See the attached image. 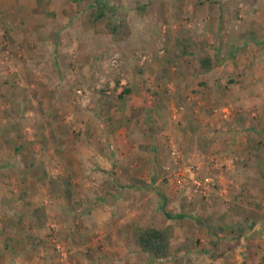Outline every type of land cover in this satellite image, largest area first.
Here are the masks:
<instances>
[{
    "label": "crops",
    "instance_id": "0c3cea01",
    "mask_svg": "<svg viewBox=\"0 0 264 264\" xmlns=\"http://www.w3.org/2000/svg\"><path fill=\"white\" fill-rule=\"evenodd\" d=\"M247 15L243 13L244 19L255 24V29L245 24L234 26L232 34L236 38L232 42L221 41L215 37L216 33H211L216 39L215 43L209 39L211 46L207 51L215 63L211 72L198 70L203 75L200 79L195 74L193 77L194 69L199 68L196 60L190 67L181 66L180 73L171 74L167 80L169 91L175 88L178 92L173 96L188 98L186 107L181 105L175 110L170 100L160 121L156 116L158 107L145 105L144 92L139 89V82L148 77L139 79L138 75L134 79L136 86L130 85L132 94L125 105V112H132L134 122L120 128L113 138L109 137L113 151L105 155L94 150L92 155L84 150L81 156L71 155L66 160L67 169L61 166L55 169L57 156H50L52 170L50 166L48 170L44 168L49 177L64 176L78 186L80 197L68 199L67 187L63 189L65 195L58 199L47 193V178L41 172L43 159L36 152L30 153L21 141V135L26 133L25 120L21 114L19 120H11L12 110L9 111V121L5 118L2 129L5 138L0 139V148L7 151L5 157L0 154V173L6 176L3 183L0 181V264H180L179 259L186 253H214L216 248L208 245V241L224 242L227 238L226 241L233 242L234 235H228L229 229L238 225L236 220L240 218L249 225V233L244 231V235L255 237L264 229V220L255 216L256 212L264 211V36L255 41L250 33L264 35L261 28L264 11ZM220 29L207 28L211 32ZM233 50L238 52L234 51L237 57L231 61ZM83 76L81 73L71 78L80 87L85 82ZM151 79L160 80L157 74ZM202 81L211 84L213 96L200 89L203 85H197ZM219 81L226 86L220 100L217 99ZM78 86H70L72 96L67 109H72L73 126L85 129L89 126L85 120L90 113L87 105L90 101L81 105L83 110L79 111L74 94ZM189 87L195 91L190 92ZM30 103L28 99V108ZM34 111L38 113L40 109ZM185 113L203 125L205 133L201 137L205 145L194 146L200 153L185 150L189 138ZM171 117L173 121H169ZM33 120L40 119L36 116ZM156 123L162 129L159 133L153 132ZM73 126L70 128L75 130ZM70 142L74 144L77 140ZM59 165H62L60 161ZM93 166L95 169H91ZM194 166L203 177L213 170L217 186L210 194L211 199L205 200L211 202L213 215L224 214L227 219L224 224L221 219L210 220L207 229H199L195 234L187 228L189 221L184 210L198 195L203 197L192 189L197 178L192 171ZM85 194L91 197L83 198ZM188 196H192L190 201ZM252 202L256 209H252ZM205 203L199 205L203 207ZM168 226L174 228L172 256L154 260L141 250L137 228ZM220 226L225 236L219 234L217 239L215 233ZM199 238L203 242L200 247L194 245V240L197 243ZM56 243L63 249L58 251L62 256L55 253ZM232 252L233 247L225 251Z\"/></svg>",
    "mask_w": 264,
    "mask_h": 264
},
{
    "label": "rangeland",
    "instance_id": "374dc122",
    "mask_svg": "<svg viewBox=\"0 0 264 264\" xmlns=\"http://www.w3.org/2000/svg\"><path fill=\"white\" fill-rule=\"evenodd\" d=\"M101 2L105 4L108 14L129 23L132 35L126 41L116 42L109 34L96 33L86 25V16L97 5V0H0V139L5 138L2 129L4 123L9 121L7 118L9 111L12 110L11 120H19L21 114L25 120L26 132L21 135V141L25 143L30 153L36 152L41 155L42 169L48 170L50 166L52 170L51 155L57 156L55 169H59L60 166L67 169L66 160L71 155L81 156L84 150L87 154L95 153L94 150H97L105 155H108L106 153H110V150L113 151L114 145L110 138H113L120 128L134 122L130 116L132 112H125V105L132 93L125 96L126 101H121L119 96L126 87L131 91L130 85L136 86L134 79L138 75L139 79L148 77L143 79L144 83L139 82L141 85L139 89L144 92L145 105L155 104L158 107L156 116L160 121L164 118V111L170 100L176 107L175 110L181 105L186 107L188 98H183L184 95L181 98L173 96L175 88L173 92L169 91L167 80H170L171 74L177 75L183 69L181 66L186 64L190 67L199 55L207 54L211 42L216 41L212 34L216 33L215 37L221 41L232 42L236 38L232 34L234 26L245 24L250 26V29H255V24H249L243 13L249 16L252 12L256 14L264 11V0H101ZM212 26L214 29L217 27L221 29L218 32L208 31L207 28ZM250 33L255 41L264 36ZM180 37L192 40L193 47L189 49L188 54H183L182 47L176 42L181 39ZM235 50L232 51L231 61L237 57L234 55ZM168 59L173 60V63L169 64ZM198 70L201 68L194 69L192 76L195 77V74L200 79L199 76L203 74ZM81 73H84L85 82L79 87L80 83L71 77ZM156 74L160 80L154 82L151 77ZM203 82H198L197 85L201 87L200 83ZM69 85L78 86L77 90L74 89L76 95L74 101L80 105L79 111L83 110L81 105H86L85 102L90 101L87 104L90 113L85 120L89 121V126L85 129L76 127L75 124V130L70 128L73 122L70 112L72 109L70 111L67 109L72 96ZM200 89L206 91V86ZM193 91L195 90L191 89L190 92ZM206 92L213 96L209 90ZM174 94L177 96L178 92ZM28 99L31 101L30 108L29 105L26 106ZM37 108L40 109L38 113L34 111ZM185 115L188 116L187 130L190 133L186 134L189 138L185 150L188 153H200V149L195 150L194 146L205 145L201 137V134L205 133L203 125L192 118L190 113ZM36 116L40 120L34 121L33 118ZM171 120H174L173 117L169 121ZM193 122L200 124L201 128L192 131ZM158 130L160 132L162 129L160 124L156 123L153 132L157 133ZM11 137L19 141L17 136ZM74 139L77 140V143L74 142L77 144L75 146L70 142ZM0 154L5 157L7 151L0 148ZM58 160L62 165H59ZM94 166L91 169H95ZM194 167L195 170H192L193 168L191 170L197 174L196 181L203 180L205 177L200 176L196 166ZM212 171L209 170L206 177L213 178L215 186L210 185L202 193L196 191L194 185L192 189L196 195L199 193L203 197L198 195L196 200L188 203V207H184L189 221L187 228L194 234L199 229H207L210 220L221 219L224 220L223 224L227 220L224 214L221 217L213 215L215 211L210 206L211 202L205 200L210 198L211 192L217 186ZM2 173L0 181L3 183L6 176ZM63 177L53 179L62 191L67 187L70 196L66 194V197L68 199L80 197L78 186ZM45 185L48 194H53L56 199L62 197L52 193L48 180ZM85 197L91 196L85 194L83 198ZM190 197L192 196L187 197L188 201ZM202 202H206L203 207L199 205ZM75 203L74 206L77 205ZM253 203L255 202H252V209H256L257 206H253ZM255 216L264 220V211L256 212ZM243 220L242 218L236 220V223L239 222L238 225L235 224L229 229L228 235L231 237L234 235L233 242L226 241L227 238L222 240L224 242L208 241V245L213 244L216 248L214 253L205 255L186 253L184 258L179 259V263L264 264V229L259 230L255 237L244 235V231L249 233V225ZM74 227L81 232L78 226ZM222 227L216 229L217 239L219 234L224 235ZM243 236L245 237L242 242ZM195 242L196 240L194 245L198 247L203 245L201 238ZM231 247L233 252L225 253ZM55 253L62 256V253L56 250Z\"/></svg>",
    "mask_w": 264,
    "mask_h": 264
},
{
    "label": "trees",
    "instance_id": "16d2710c",
    "mask_svg": "<svg viewBox=\"0 0 264 264\" xmlns=\"http://www.w3.org/2000/svg\"><path fill=\"white\" fill-rule=\"evenodd\" d=\"M86 25L93 29L96 33H106L113 37L116 42L126 41L132 35L131 27L128 22L120 21L107 13L105 4L101 0H97V5L93 7L86 16ZM176 42L182 47V53L188 54L189 49L193 47L192 40L188 37H180ZM191 53V52H190ZM169 64L173 63V60L168 59ZM198 65L204 72H211L215 68L214 59L209 54L199 55L197 58ZM206 91L214 93L208 82L200 83ZM219 96L218 99L224 96L226 86H223L222 82H218ZM130 89L126 87L119 96L121 101H126L125 96L130 94ZM201 128L200 124L193 122L191 124V130L197 131ZM34 166V165H33ZM41 172L48 180V183L52 187V193L63 196L64 190L57 185L56 181L49 177L44 169ZM68 185V183H66ZM51 195V194H50ZM53 195V194H52ZM174 228L168 226L164 229H155L151 227L137 228V240L142 251L151 255L154 260H166L171 256V238L173 237Z\"/></svg>",
    "mask_w": 264,
    "mask_h": 264
},
{
    "label": "built area",
    "instance_id": "2783aa9c",
    "mask_svg": "<svg viewBox=\"0 0 264 264\" xmlns=\"http://www.w3.org/2000/svg\"><path fill=\"white\" fill-rule=\"evenodd\" d=\"M196 171H197V173L199 172L198 168L196 169ZM210 185H211V187L215 186L214 179L211 177H205L203 180L196 181L195 190L199 191V192L201 191L203 193L204 189H206ZM55 246H56L57 251L61 252L63 250L60 244L56 243Z\"/></svg>",
    "mask_w": 264,
    "mask_h": 264
}]
</instances>
